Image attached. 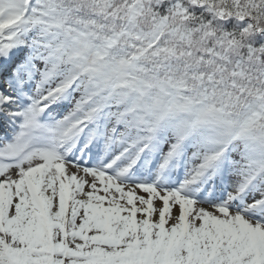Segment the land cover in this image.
<instances>
[{"label": "snow or ice", "instance_id": "snow-or-ice-1", "mask_svg": "<svg viewBox=\"0 0 264 264\" xmlns=\"http://www.w3.org/2000/svg\"><path fill=\"white\" fill-rule=\"evenodd\" d=\"M0 264H264V0H0Z\"/></svg>", "mask_w": 264, "mask_h": 264}]
</instances>
